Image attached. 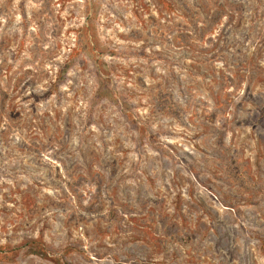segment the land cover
Instances as JSON below:
<instances>
[{
    "label": "rangeland",
    "instance_id": "rangeland-1",
    "mask_svg": "<svg viewBox=\"0 0 264 264\" xmlns=\"http://www.w3.org/2000/svg\"><path fill=\"white\" fill-rule=\"evenodd\" d=\"M0 264H264V0H0Z\"/></svg>",
    "mask_w": 264,
    "mask_h": 264
}]
</instances>
